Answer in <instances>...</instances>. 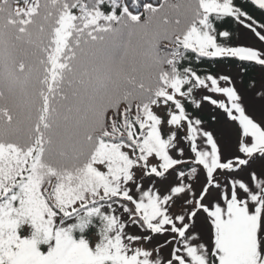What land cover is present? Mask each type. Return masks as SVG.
I'll use <instances>...</instances> for the list:
<instances>
[{
    "label": "snow or ice",
    "instance_id": "snow-or-ice-1",
    "mask_svg": "<svg viewBox=\"0 0 264 264\" xmlns=\"http://www.w3.org/2000/svg\"><path fill=\"white\" fill-rule=\"evenodd\" d=\"M249 7L264 16V0H0V264H264V122L194 66L264 68ZM201 100L236 129L227 155Z\"/></svg>",
    "mask_w": 264,
    "mask_h": 264
},
{
    "label": "rangeland",
    "instance_id": "rangeland-1",
    "mask_svg": "<svg viewBox=\"0 0 264 264\" xmlns=\"http://www.w3.org/2000/svg\"><path fill=\"white\" fill-rule=\"evenodd\" d=\"M247 39L246 41H241V44L243 45H251L253 47L259 48L261 45L260 43L255 39L253 34H246ZM231 75V78L234 82V85L236 89L238 90L239 94L242 96L243 100V106L247 110V114L253 117L255 120L259 122H264V74L262 73L259 77L258 83L254 85L250 90L246 91L244 88H242L240 80L237 77V72H233ZM213 95L214 99H219V97ZM198 98L201 99L199 93ZM203 102V100H201ZM204 111H209L211 114L212 111L215 110L216 113H214L215 117L218 118L217 123L214 126H209L207 124H203V127L207 130L213 132L216 136V138L219 140L221 148L224 149L225 154H229L230 150H234L235 144H236V129L231 124V122L226 121V118L222 112L217 110L213 105L209 104L207 101H204L202 106ZM167 132V128H165V133ZM254 167H257V165H253ZM199 182L196 180L190 181L193 183L197 190L200 188V184L204 181V176L201 174L198 177ZM160 185L157 184V187ZM216 193L215 191H212V194L204 201L205 203H208L209 200H212L215 197ZM197 228L201 230L202 234L205 237V240L208 239L209 232V224L206 223L205 218L203 215H200L197 218ZM129 231H138L137 229L130 227ZM161 241L163 238H160ZM155 243V241H153ZM163 255L166 257L168 255V249L163 250Z\"/></svg>",
    "mask_w": 264,
    "mask_h": 264
},
{
    "label": "trees",
    "instance_id": "trees-1",
    "mask_svg": "<svg viewBox=\"0 0 264 264\" xmlns=\"http://www.w3.org/2000/svg\"><path fill=\"white\" fill-rule=\"evenodd\" d=\"M145 2L152 3L154 6L158 7L164 2V0H139L140 4H143ZM235 3L238 5H244V0H235ZM104 10L107 9L105 8ZM247 10L258 21H264V16H262L257 10L251 7L247 8ZM139 11L142 12L143 8H139ZM217 25L219 30H228L231 32V40L234 45H241V41H246L247 39L246 34H252L247 29L242 28L230 19L218 21ZM194 66L198 67L201 72H210L217 75L223 74L230 77V74H232L233 72H237V77L240 80L241 86L246 91L250 90L254 85H256L258 83L260 75L262 73L264 74V68L260 66L241 65L239 62L227 60L204 59L198 65L194 64ZM195 98L199 99L198 93L196 94ZM201 103L203 106L204 101ZM189 111L194 112L197 117L201 118L204 121V124H207L209 126H214L218 121V118H216L214 115V113H216L214 109L210 110L212 111L211 114L209 113V111H204L202 107L199 110L189 107ZM185 170L187 172V168Z\"/></svg>",
    "mask_w": 264,
    "mask_h": 264
}]
</instances>
